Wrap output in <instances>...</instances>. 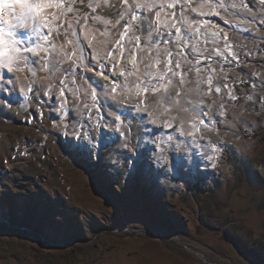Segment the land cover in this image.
<instances>
[{
	"label": "rangeland",
	"instance_id": "obj_1",
	"mask_svg": "<svg viewBox=\"0 0 264 264\" xmlns=\"http://www.w3.org/2000/svg\"><path fill=\"white\" fill-rule=\"evenodd\" d=\"M13 85L0 83V95L14 102L0 100V196L16 198L22 211L18 223L0 226V264H264V192L250 184L253 176L264 178V128L250 102H235L229 123L243 118L252 129L233 135L218 126L227 148L219 164L183 138L165 143L162 152L165 135L152 134L158 125L144 128L137 120L142 134L131 155H140L125 166L123 137L102 148L110 141L100 140L99 129H81L61 115L58 102L49 107L51 96L38 106L26 87L21 98ZM81 131L96 141L81 140ZM69 141L88 143L92 157L84 147L70 151ZM97 150L104 157L99 163ZM51 213L79 227L42 229L39 221Z\"/></svg>",
	"mask_w": 264,
	"mask_h": 264
},
{
	"label": "snow or ice",
	"instance_id": "obj_2",
	"mask_svg": "<svg viewBox=\"0 0 264 264\" xmlns=\"http://www.w3.org/2000/svg\"><path fill=\"white\" fill-rule=\"evenodd\" d=\"M39 72L48 74L46 91ZM15 73L31 78L26 92L38 106L49 95V107L58 102L61 115L81 129H99L100 140L110 141L102 148L123 137L125 166L140 155H131L142 134L137 120L144 128L158 125L152 134L165 135L162 152L183 138L219 164L227 148L218 126L233 135L253 128L243 118L229 123L235 102H250L264 128V0H0V83L15 84ZM81 147L90 159L88 143L69 141L70 151ZM96 155L97 163L104 159L102 151ZM250 184L264 192V178L253 176ZM21 211L16 198L0 196V226L18 223ZM39 226L57 233L79 224L51 213Z\"/></svg>",
	"mask_w": 264,
	"mask_h": 264
},
{
	"label": "bare ground",
	"instance_id": "obj_3",
	"mask_svg": "<svg viewBox=\"0 0 264 264\" xmlns=\"http://www.w3.org/2000/svg\"><path fill=\"white\" fill-rule=\"evenodd\" d=\"M14 75V74H13ZM26 81H25V79L22 77L20 80H16V82H15V84L13 85V87H14V91L16 92V93H18L20 96H21V98H25L26 97V95L24 94V93H21V91H20V88H22V87H26L27 86V84L25 83ZM46 85H44V87H45ZM25 89V88H24ZM20 91V92H19Z\"/></svg>",
	"mask_w": 264,
	"mask_h": 264
},
{
	"label": "crops",
	"instance_id": "obj_4",
	"mask_svg": "<svg viewBox=\"0 0 264 264\" xmlns=\"http://www.w3.org/2000/svg\"><path fill=\"white\" fill-rule=\"evenodd\" d=\"M43 82H48V80H43ZM43 84L47 86V84H45V83H43ZM46 86L44 87L45 91L47 90Z\"/></svg>",
	"mask_w": 264,
	"mask_h": 264
}]
</instances>
